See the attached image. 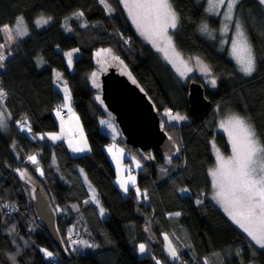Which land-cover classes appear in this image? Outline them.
<instances>
[{
    "label": "trees",
    "instance_id": "1",
    "mask_svg": "<svg viewBox=\"0 0 264 264\" xmlns=\"http://www.w3.org/2000/svg\"><path fill=\"white\" fill-rule=\"evenodd\" d=\"M169 3L177 16L176 48L185 57L202 61L216 79L213 89L201 82L211 107L195 116L188 112V84L180 82L170 66L141 42L118 0H106L112 13L101 0H0V27H13L23 17L27 29V35L9 48L0 32V44L7 48L0 63V89L6 93L0 100L7 114L4 128L0 127V264H157V260L162 264H205L204 259L207 264H264V248L251 243L207 198L208 171L214 164L209 140L214 138L218 149L229 153L225 136L216 130L218 116L233 113L246 118L264 144V8L257 0H240L235 8L256 61L255 71L245 76L218 49V19L205 15V0ZM40 15L51 20L37 28L35 19ZM203 21L214 31V41L200 33ZM100 47L117 53L164 121L161 128L172 141L180 139L177 152L182 161L169 178L155 179L158 164L164 162L160 152L142 153L127 145L113 114L94 99L88 74L94 66V50ZM67 52L72 70L67 67ZM54 75L68 85L72 106L87 135V154L74 156L64 140L49 143L24 134L25 128L37 135L59 130L57 111L66 117L58 107L64 95L56 88L59 80ZM192 80L201 81L196 76ZM164 111L183 114L187 121L169 124L162 118ZM117 140L137 151L143 164L135 170L136 183L127 192L115 184V169L105 151V145ZM31 153L40 172L31 170L55 212L66 253L59 251L37 218L16 173ZM78 168L97 193L105 218L89 199ZM5 204L11 205L14 216L8 215ZM147 223L154 242L147 239ZM71 227L92 242L89 251L80 253L69 246ZM164 234L171 244L173 238L182 244L175 258L166 255ZM140 242L149 245L151 252L140 256ZM41 246L49 247L58 259L43 258Z\"/></svg>",
    "mask_w": 264,
    "mask_h": 264
},
{
    "label": "snow or ice",
    "instance_id": "2",
    "mask_svg": "<svg viewBox=\"0 0 264 264\" xmlns=\"http://www.w3.org/2000/svg\"><path fill=\"white\" fill-rule=\"evenodd\" d=\"M208 2L210 9H216L224 6L226 0H208ZM238 2L239 0H227L226 11L224 13L225 22L232 20V11ZM259 2L260 4H264V0H259ZM101 3L106 4V0H101ZM121 3L128 10V15L141 31V34L144 35L158 51L164 53L165 58L173 64L179 75L184 76L186 72L192 71L188 63L176 52L175 46L172 43V38L168 34V30L170 28H175L177 23V16L172 10L169 0H121ZM107 6L106 4V7ZM79 15H83V13ZM36 23L37 25H42L47 23V20L41 18L37 20ZM207 30L206 25L202 26V31ZM15 31L21 36L27 34L26 27L23 26V17L17 18ZM0 32L7 33L9 40H11L13 29L8 25L0 27ZM161 43L164 45L163 47H161ZM170 52L171 55L169 54ZM231 53L239 65L241 72L250 76L255 71L256 61L251 44L238 21L235 24V39L232 40ZM5 58L6 57L0 53V62L5 60ZM69 63H71V54H69ZM197 64L201 72L206 75L211 74V69L207 65H204L202 61H199L198 58ZM0 66H2V64H0ZM95 75L96 74L93 73V77H95ZM133 82L135 83L134 80ZM209 82L212 86L216 85L215 78H212ZM64 91L67 93L68 89L65 87ZM4 96H6V93L3 89H0V97ZM69 98L68 95H65L66 102ZM97 99H99V97H97ZM70 110L69 108V111ZM57 115H60L59 111H57ZM165 115L172 121H181L185 119L184 116L179 114L173 115L170 111L166 112ZM4 123V113L0 112V127H3ZM220 127L223 128L229 136L232 154L225 159L219 153V150H216L217 166L209 170V175L212 177L213 181V188L215 189L213 198L221 205L224 212L231 220L247 233L252 241L261 248H264V144H261L256 137L252 125L241 117L232 116L227 122H221ZM59 138L60 137L56 135L50 136V139L53 140ZM70 146H72L71 142ZM85 149L86 142H84V144L72 146L74 152H82L85 151ZM109 152H112V148H109ZM28 159L33 164L37 163V158L35 156H30ZM20 174L22 177L26 175L24 172ZM129 183L135 185V177L129 176L127 180L120 181V187L127 192ZM136 194L138 196L141 194L138 188L136 189ZM92 198L93 200L96 199L95 196ZM100 211L101 214H103V208H101ZM176 215H179V213ZM164 239L168 241V236L165 235ZM80 243L87 245L88 242L80 241ZM88 246L91 247V245ZM139 250L143 253L145 251V245H139ZM168 251L172 257H176V249L172 247L170 241L168 242ZM45 254L47 256H52L51 252H46ZM157 264H159V262H157Z\"/></svg>",
    "mask_w": 264,
    "mask_h": 264
},
{
    "label": "rangeland",
    "instance_id": "3",
    "mask_svg": "<svg viewBox=\"0 0 264 264\" xmlns=\"http://www.w3.org/2000/svg\"><path fill=\"white\" fill-rule=\"evenodd\" d=\"M118 1H119V4L121 5V7L123 9V12H124V14H125L128 22L130 23L131 27L134 29L136 35L141 40V42L144 43V44L149 45L158 54V57L162 61L166 62L170 66V68L172 69L173 73L175 74V76L177 77V79L180 82H186V85H187L189 83V80H192V77L193 76H196V77L199 78V80H201L200 82H202L205 85V87H207L208 89H213L215 87V86H212L211 83L209 82L212 78H215V77H213L212 74L206 75V74H204L203 72L200 71L199 66L197 64V58H194V59L187 58V57H185L176 48V46L174 44V39H173V31L175 30L176 27L175 28H170L168 30V34L172 38V43L175 46L176 52H178L180 54V57L185 62H187L188 63V66L192 69V71L186 72L184 76L179 75V73L176 71V68L173 66V64L170 63L169 60L165 58L164 53L158 51L157 48L154 47V45L144 35L141 34V31L137 28V26L133 23L131 17L128 15V10L121 3V0H118ZM257 1L259 2V0H257ZM226 3H227V0L225 2V5L224 6H221V7L216 8V9H210L209 8V2H208V0H205V15L206 16H212L214 18L216 17L218 19L219 28L216 31L217 32V37H218V42H217V46H219L218 49L220 50V52L221 51L222 52H225L227 54V57L231 61H233V63L236 65V67L239 70V72L242 73L243 75H245L243 72L240 71L239 65L237 64L236 60L233 58L232 53H231L232 40L235 39V24H236V22L238 21L240 23V25H241L242 30L244 31V33H245V30H244V27L242 25V22H241L240 18L236 15V12H235L236 6H235V8L232 11V20L231 21H228V22H225L224 13L226 11ZM103 5L105 6L107 12H111L112 13V10L110 9L109 6L106 7V4L105 3H103ZM261 6L264 8V4H261ZM41 18H43L44 20H47V23L51 20L50 17L44 16V15L38 16L35 19V26L37 28H42L43 26H45L47 24V23H44L42 25H37L36 21L37 20H40ZM65 25H64V28L67 29V30H69L68 25H66V26ZM80 25L83 26L85 24H83V23L81 24L80 23ZM205 25L207 26V29L208 30L207 31H202V26H205ZM23 26H25L24 20H23ZM9 27L12 28L11 26H9ZM15 29H16V22L13 25V32H12V38H11V40H9L8 34L3 32L4 33V43H5V45L8 48L11 45H13L14 43H16L17 41H19L20 38H22V37L25 36V35H23V36L18 35L17 32L15 31ZM26 32H27V29H26ZM200 33L203 34V36L206 37V38H209V39L213 38V40H209V41H214V39H217L216 38V35L214 36V31L212 29H210V26L205 21H203L200 24ZM245 35H246V33H245ZM0 46H2V47H0V53H2L5 56V54L7 53V48L5 49V47H3V45H1V44H0ZM163 46L164 45L161 43V47H163ZM70 53H72V52L70 51ZM98 53H99V55H98ZM169 54L171 55V52ZM114 57H115V59H114ZM93 62H94V66L91 69L90 73L88 74V80H89V83L92 86V88H94V90H95L94 91L95 93H94V96H93L94 99L99 104L102 105L103 104V101H102V98H101V78L100 77H101V74H102L103 71H105L109 66H117L119 68V71L121 73H125L126 75H128L130 77V79H132V78L128 74L127 68L124 65V63L121 62L120 58L117 56V53L113 49H111L110 47H106V48L105 47H100V48L95 49L94 50V54H93ZM37 63L39 65L42 64V61L40 60V58L37 59ZM66 63H67L68 69L69 70H72L73 69V62H72V60H71V63H69V58H67L66 59ZM54 70H56V69H54ZM93 73L96 74L95 77H93ZM245 76H248V75H245ZM55 79L56 80H59L61 82V80L59 78L55 77ZM94 80H95V83H94ZM97 85H99V86H97ZM68 96L70 97L69 100L66 102L65 101V96H63L62 102L58 106V107H61L63 109H66L68 113L71 112L70 113V122H69L70 127L68 129L64 130V131L67 134H72L73 133L74 136L76 137L77 144H84V142H86V149H87V151H85V152H74L72 150V146H70V142L69 141H66V144H67L68 148L70 149V151L72 150L71 153L74 156L87 154V153L90 152V146H89V143H88V140H87V135L84 132V129L82 127V123H81V120H80V117H79L78 112L73 108V106L71 104V95L68 94ZM97 97H99V99H97ZM1 98L2 97H0V99ZM69 108L71 109L70 111H69ZM213 109L215 110V112L218 113V108H214L213 107ZM0 112H3L4 113V120H6L7 114L5 112L4 104H3V102L1 100H0ZM165 113L166 112L164 111V113L162 114V118H164L166 120V122H168L169 124H174V125H179L180 124L179 121H172V120H170L169 117L167 115H165ZM171 113L173 115H176V114H179L180 115V113H173V112H171ZM232 116H238V115L231 113V114H228L226 116H218L217 117V120H216V130L218 132H221L225 136L226 141H227V144H228V147H229V153L228 154L222 153L218 149V147L216 145V142H215V139L214 138H211L209 140V144H210L211 154H212L213 159H214V164L209 168V170L210 169H214L217 166L216 150H219V153L225 159H227L232 154V148H231V144H230V141H229V136H228L227 132H225L224 129L220 127L221 122H227L228 119L230 117H232ZM238 117H240V116H238ZM241 118H243L246 121H248L244 117H241ZM161 122H164V121H162V119H160V123ZM1 128H4V127H1ZM55 132H59V131L58 130H56V131H49V132L46 133V135L49 136V135H51V134H53ZM115 143H117V142L115 141ZM180 143H181L180 142V139L173 138L172 145L170 146V148H168L167 150H164V151H160V156L162 158V161L164 160V162H161V163L158 164V169H156L155 179L169 178L172 175L171 173H172L173 169L175 168V166L180 164V162L182 161V159H181V153L177 152V148H178V145ZM30 156H35V155L32 154V153L29 154L26 157V159H25L26 160V164L25 165H20L17 168V171L16 170L15 171H16V173L19 174L20 179L23 182L24 189H25V193H26V196H27L29 202L32 203V205H34L33 192H34V189L38 186V183L39 182H38L37 178L35 177V175L33 174V172H32L31 169H34V170H37V171L40 172V168H39V165H38V161H37L36 164H33L28 159ZM133 168H131V169L128 168V169H129L130 172L134 173L135 171L133 170ZM78 171H80V173H81V175L83 177V180H84L85 178L83 176L84 175L83 172L81 171L80 168H78ZM21 172L26 173V175L22 177L21 174H20ZM169 174H171V175H169ZM208 176H209V179H210V190H209V193L207 194V198L210 201H212V203H214L215 206L218 207L224 213V215L237 228H239V230L241 232H243L245 234V236L249 239V241L251 243H253L256 246H258L259 248H261L254 241H252L250 237H248L247 233H245L238 225H236L231 220V218L224 212V210L221 207V205L219 203H217V201L213 198L214 195H215V189L213 188V181H212V177L209 175V171H208ZM84 181H87V180L85 179ZM86 188L88 189V195H89V197L92 199L91 201L93 203H95V204H98V210H99L98 213H101L100 209L102 207L99 204L98 198L95 196V190H94V188L92 187V185L90 183H87L86 184ZM42 191L45 193V191L43 189H42ZM182 192L184 193L185 190H183ZM93 196L96 197L95 200H93V198H92ZM138 198L141 199V195H139ZM196 202H197V200H196ZM33 209H34V207H33ZM57 210H59V208H57ZM34 212H35V209H34ZM29 216H32V215H29ZM145 233H146V235L148 237L147 239H148L149 242H154L155 241V235L151 231V227H150V225L148 223L145 225ZM75 234H78V236H76ZM165 235L166 234H164V237H165ZM173 239H172V244L171 245H172V247H174L176 249V252L179 253L181 251V249H182V244L179 243L178 240H175V239L173 240ZM67 240H68L69 246L71 248H73V249L79 250L80 253H85V252L89 251V249H91L93 247V246L89 247L88 245H91L92 242L90 241V243H89V240L85 237V235L82 234L80 230L74 229L73 227H71L69 229L68 233H67ZM168 240H169V236H168ZM80 241H87L88 243H87V245H85V244H81ZM141 244H143V243L140 242V243L137 244V246H138L137 247V251H138V254L140 256L142 254L146 253L147 251L151 252V250L149 248V245L143 244V245H145V251L143 253H141L140 250H139V245H141ZM165 247H166V251H167V254L166 255L167 256L169 255L170 258H174V257H172L169 254V251H168V241L165 242ZM57 259H58V257H56V260ZM157 262H159V261L157 260ZM203 263L207 264V262H206L205 259H204V262ZM159 264H162V263L159 262Z\"/></svg>",
    "mask_w": 264,
    "mask_h": 264
},
{
    "label": "water",
    "instance_id": "4",
    "mask_svg": "<svg viewBox=\"0 0 264 264\" xmlns=\"http://www.w3.org/2000/svg\"><path fill=\"white\" fill-rule=\"evenodd\" d=\"M101 98L119 125L124 142L142 153L152 149L164 151L172 145V139L161 128L160 116L152 101L139 84L117 66H109L101 74ZM211 101L206 97L201 82L188 83V112L191 116L208 111ZM37 217L59 251L66 253L55 223V212L41 188L33 192Z\"/></svg>",
    "mask_w": 264,
    "mask_h": 264
},
{
    "label": "crops",
    "instance_id": "5",
    "mask_svg": "<svg viewBox=\"0 0 264 264\" xmlns=\"http://www.w3.org/2000/svg\"><path fill=\"white\" fill-rule=\"evenodd\" d=\"M12 29H13V27H12ZM67 54H68V52H67ZM55 76L57 78H59L57 75H54V77ZM58 82H59V84H55V86L62 93V95L65 96V95L70 94L68 85L65 82V80L62 78L61 82L60 81H55V83H58ZM65 87L68 89L67 93H65V91H64ZM71 104H72V102H71ZM61 110H66V109L62 108ZM70 113L71 112H69V113L67 112L66 117H61L60 115L58 116V126H59V130L58 131L59 132H55V133H53L51 135H56V136L60 137L59 139H56V140L50 139L51 135L48 136V135H46L44 133H42V134L38 133V135H37V133L34 134V133H32L30 131L29 128H25L23 130L24 134L26 136H28V137H31V138H35L34 136H36V137H39V138L46 139L49 143H55V142H57L59 140H64L65 143H66V141H69V142H71L72 146H76L77 145V141H76V137L74 136V134L73 133L72 134H67L64 131V130H66V129H68L70 127V125H69ZM180 115L185 117L184 120L179 121L180 123H183V122L187 121V117L185 115H183V114H180ZM109 148H112V152H109ZM85 151H87V149ZM85 151H82V152H85ZM105 151H106V153H107L112 165L114 166L115 173H116L115 174V184L117 185V187H119L121 190H123L120 187V181L127 180L129 176L135 177V181H136L137 175L135 173L130 172L129 169L134 167L133 168L134 171L138 170L140 167L143 166V164H142V161L139 158L137 152L134 149H132L131 147L126 146L125 144L120 143V141L117 140V143H115V142L113 143L112 142L110 144L105 145ZM114 156H115V158H114ZM137 165H139V166H137ZM79 173H80V171H79ZM80 175H81V173H80ZM81 177H82V175H81ZM87 183H89V182L84 181L85 187H86ZM131 186H134V185L129 183L128 184V188L131 187ZM87 192H88V189H87ZM185 192L187 193V191H185ZM90 200H92V199L90 198ZM96 206L98 208V204H96ZM98 212H99V210H98ZM98 214H99V216L102 215L101 213H98Z\"/></svg>",
    "mask_w": 264,
    "mask_h": 264
},
{
    "label": "bare ground",
    "instance_id": "6",
    "mask_svg": "<svg viewBox=\"0 0 264 264\" xmlns=\"http://www.w3.org/2000/svg\"><path fill=\"white\" fill-rule=\"evenodd\" d=\"M47 132H49V131H45V133H47ZM95 196L98 198V195H97L96 192H95ZM33 207H34V205H33ZM7 209H8V212H9L8 215L13 216L14 210L11 207H7ZM34 209H35V207H34ZM35 214H36V210H35ZM36 216H37V214H36ZM100 217L101 218H105L106 217V212L104 211L103 214ZM40 249H41V252L43 253V258H48V259L50 258V259L56 260V259L53 258V255H55V254H53L50 251L49 247H47V246H41ZM46 252H51L52 253V256H47L45 254Z\"/></svg>",
    "mask_w": 264,
    "mask_h": 264
},
{
    "label": "built area",
    "instance_id": "7",
    "mask_svg": "<svg viewBox=\"0 0 264 264\" xmlns=\"http://www.w3.org/2000/svg\"><path fill=\"white\" fill-rule=\"evenodd\" d=\"M170 112H172V111H170ZM174 113V112H173ZM61 114L63 115V116H65L66 115V111L65 110H61ZM5 207L7 208V207H11V205L10 204H5ZM56 257H57V255L55 254V255H53V258L54 259H56Z\"/></svg>",
    "mask_w": 264,
    "mask_h": 264
},
{
    "label": "clouds",
    "instance_id": "8",
    "mask_svg": "<svg viewBox=\"0 0 264 264\" xmlns=\"http://www.w3.org/2000/svg\"><path fill=\"white\" fill-rule=\"evenodd\" d=\"M163 114V113H162ZM122 137H123V135H122ZM127 146V145H126ZM129 147V146H128Z\"/></svg>",
    "mask_w": 264,
    "mask_h": 264
},
{
    "label": "flooded vegetation",
    "instance_id": "9",
    "mask_svg": "<svg viewBox=\"0 0 264 264\" xmlns=\"http://www.w3.org/2000/svg\"><path fill=\"white\" fill-rule=\"evenodd\" d=\"M137 152V151H136Z\"/></svg>",
    "mask_w": 264,
    "mask_h": 264
}]
</instances>
